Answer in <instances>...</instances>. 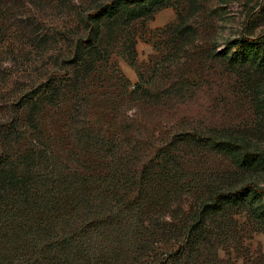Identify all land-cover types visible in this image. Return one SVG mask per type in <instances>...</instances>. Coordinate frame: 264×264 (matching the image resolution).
Here are the masks:
<instances>
[{"label": "trees", "instance_id": "1", "mask_svg": "<svg viewBox=\"0 0 264 264\" xmlns=\"http://www.w3.org/2000/svg\"><path fill=\"white\" fill-rule=\"evenodd\" d=\"M181 1L109 0L81 17L79 33L51 34L37 0H0V71L19 54L44 60L59 42L68 51L0 124V264H233L219 253L236 239L235 217L247 212L264 232V186L224 188L227 174L200 169L221 154L239 170H264V153L197 134L147 150L117 121L123 93L141 104L161 94L121 86L105 31ZM226 55L233 67L264 70V35L235 40Z\"/></svg>", "mask_w": 264, "mask_h": 264}, {"label": "rangeland", "instance_id": "2", "mask_svg": "<svg viewBox=\"0 0 264 264\" xmlns=\"http://www.w3.org/2000/svg\"><path fill=\"white\" fill-rule=\"evenodd\" d=\"M108 1L55 0L49 4L37 0L31 6L51 34L67 30L75 34L81 17ZM114 32L105 31L103 45L111 53L110 68L121 73V86L127 85L131 92L136 85H144L153 94H161L153 99L160 100L156 104H141L126 93L121 96L124 111L117 121L129 129L132 124V131L145 138L147 150L176 140L178 144L186 135L197 134L232 140L249 152L264 153V70L233 67L226 55L235 40L264 35V0H182ZM130 42L134 45L131 53ZM53 46L44 60L22 54L4 60L0 124L15 115L19 97L44 78L45 70L59 69L55 62L63 59L61 51L64 56L68 51L64 42ZM51 54L52 59L48 58ZM110 90L115 92L117 87ZM63 116L52 115L54 119ZM96 119L89 116V120ZM201 163L202 171L228 175L224 188L248 183L264 186V170H239L224 155L209 154ZM235 219L236 239L222 246L220 257L233 264H264V232L247 212Z\"/></svg>", "mask_w": 264, "mask_h": 264}]
</instances>
